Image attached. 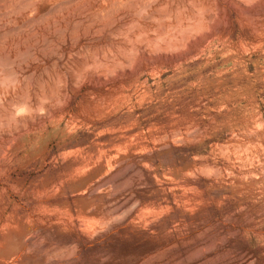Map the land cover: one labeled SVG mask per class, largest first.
<instances>
[{"label": "rangeland", "instance_id": "obj_1", "mask_svg": "<svg viewBox=\"0 0 264 264\" xmlns=\"http://www.w3.org/2000/svg\"><path fill=\"white\" fill-rule=\"evenodd\" d=\"M0 264H264V0H0Z\"/></svg>", "mask_w": 264, "mask_h": 264}, {"label": "bare ground", "instance_id": "obj_2", "mask_svg": "<svg viewBox=\"0 0 264 264\" xmlns=\"http://www.w3.org/2000/svg\"><path fill=\"white\" fill-rule=\"evenodd\" d=\"M107 220H108V219H107ZM101 222H102V221H100V223H101ZM108 222H109V221H108ZM86 224H87V223H86ZM86 224L84 223V225H85L84 227H85V228H88V226L86 227ZM93 224H94V223H93ZM93 224H92V225H93ZM87 225H88V224H87ZM89 225H90V224H89ZM99 225H100V224H99ZM101 225H102V224H101ZM105 226H106V225H105ZM102 228H103V227H102ZM107 228H108V227H107ZM94 229H95V228H94Z\"/></svg>", "mask_w": 264, "mask_h": 264}]
</instances>
